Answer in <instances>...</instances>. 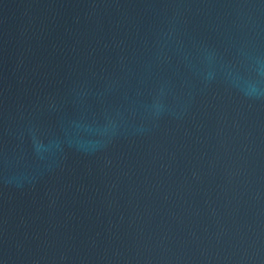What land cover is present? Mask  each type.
Returning a JSON list of instances; mask_svg holds the SVG:
<instances>
[{
  "label": "water",
  "instance_id": "water-1",
  "mask_svg": "<svg viewBox=\"0 0 264 264\" xmlns=\"http://www.w3.org/2000/svg\"><path fill=\"white\" fill-rule=\"evenodd\" d=\"M203 264H264V0H92Z\"/></svg>",
  "mask_w": 264,
  "mask_h": 264
}]
</instances>
